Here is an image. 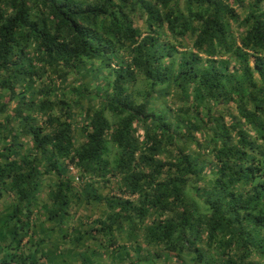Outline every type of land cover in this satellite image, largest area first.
<instances>
[{
    "label": "trees",
    "instance_id": "1",
    "mask_svg": "<svg viewBox=\"0 0 264 264\" xmlns=\"http://www.w3.org/2000/svg\"><path fill=\"white\" fill-rule=\"evenodd\" d=\"M1 216L0 264L54 230L73 264H264V0H0Z\"/></svg>",
    "mask_w": 264,
    "mask_h": 264
},
{
    "label": "crops",
    "instance_id": "2",
    "mask_svg": "<svg viewBox=\"0 0 264 264\" xmlns=\"http://www.w3.org/2000/svg\"><path fill=\"white\" fill-rule=\"evenodd\" d=\"M5 214V213H4ZM94 214L93 216H95ZM3 216L0 217V220ZM53 231L50 234L49 243L48 240H46V244L44 251L45 253H48V257L50 258L49 261L51 264H70L71 260L73 261V258L75 255V250L72 244H70V237L67 235L62 239V245H59L55 243V239H53L51 236H53ZM52 238V239H51ZM127 243V240L124 241L123 245ZM78 252H81L80 258L84 256V253L89 254V252H92V248L87 246L86 248H78ZM3 252L0 251V256H2ZM88 256V255H87ZM77 257V256H76ZM78 264V263H76Z\"/></svg>",
    "mask_w": 264,
    "mask_h": 264
},
{
    "label": "rangeland",
    "instance_id": "3",
    "mask_svg": "<svg viewBox=\"0 0 264 264\" xmlns=\"http://www.w3.org/2000/svg\"><path fill=\"white\" fill-rule=\"evenodd\" d=\"M249 63L250 64H252V59H249ZM91 211L92 210H86V214L87 215H90L91 214ZM47 227H49V226H47ZM2 230H4V226H2V223H1V220H0V232H2ZM32 230V229H31ZM50 231V230H49ZM33 233H35L34 232V229H33ZM53 236H51L53 239H55V243H57V244H59V245H62V239L59 237V232L57 231V230H54L53 231ZM45 238H46V240L47 239H49L48 237H46V236H44ZM12 237L10 236V239H11ZM51 238V239H52ZM7 239L9 240V238H4L3 240H2V238H0V249H1V247H2V245L4 244V243H6L7 242ZM122 241H125V238H123V239H121ZM49 241H50V239L48 240V243H49ZM128 241H130V239H128ZM31 242H33V239L31 240ZM45 244H46V242H45ZM25 246H27V243L26 244H24ZM44 248H45V245L43 246V245H41L39 248L37 247L36 249L35 248H31L30 249V252H29V257H31V258H33L34 257V255L36 254H39L40 252L43 254L44 253ZM95 248H98V247H95ZM124 247H121V245H120V247H119V250H118V253L121 255H124V252H125V249H123ZM1 251V250H0ZM127 252H128V255L129 256H133V258H135V260H136V256L134 255V252H133V254H131V252H129V249H127ZM98 253V252H97ZM143 253V256L138 260V263L140 262V264H156V263H154L152 260H150L149 259V257L146 255V253H145V250L142 252ZM137 254L139 255V251L137 252ZM88 254H86V253H84V256H87ZM99 256H101V258L99 257ZM108 254L107 253H105V254H102V253H100L99 252V255H95V260H99V263H100V260H102L103 258L104 259H106V258H108ZM103 257V258H102ZM74 262L73 261H71L70 262V264H73ZM159 264H160V262H159Z\"/></svg>",
    "mask_w": 264,
    "mask_h": 264
},
{
    "label": "built area",
    "instance_id": "4",
    "mask_svg": "<svg viewBox=\"0 0 264 264\" xmlns=\"http://www.w3.org/2000/svg\"><path fill=\"white\" fill-rule=\"evenodd\" d=\"M70 169H71V168H70ZM75 179H76V181H78L77 177H76ZM123 197H126V195H123Z\"/></svg>",
    "mask_w": 264,
    "mask_h": 264
}]
</instances>
